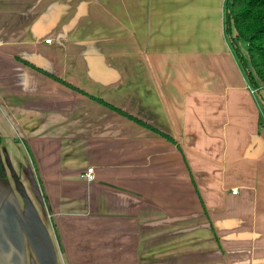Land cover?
<instances>
[{"label":"crops","instance_id":"1","mask_svg":"<svg viewBox=\"0 0 264 264\" xmlns=\"http://www.w3.org/2000/svg\"><path fill=\"white\" fill-rule=\"evenodd\" d=\"M224 4L0 0L4 205L31 224L18 264L47 250L21 188L55 264H264V88L231 49Z\"/></svg>","mask_w":264,"mask_h":264},{"label":"trees","instance_id":"2","mask_svg":"<svg viewBox=\"0 0 264 264\" xmlns=\"http://www.w3.org/2000/svg\"><path fill=\"white\" fill-rule=\"evenodd\" d=\"M224 29L231 49L233 50V53L251 88H264V0H225ZM240 43H243L246 47L248 62L244 61L242 52L239 48ZM22 62L49 78L65 86L71 87L67 83L63 82V80L31 65L30 63L24 61ZM89 97L99 104L107 107L111 111L116 112L117 114L161 135L166 140L174 143V140L171 137L158 131L156 128L146 124L140 119H137L129 113L103 101L102 99L92 96ZM42 196L45 197L44 193Z\"/></svg>","mask_w":264,"mask_h":264},{"label":"flooded vegetation","instance_id":"3","mask_svg":"<svg viewBox=\"0 0 264 264\" xmlns=\"http://www.w3.org/2000/svg\"><path fill=\"white\" fill-rule=\"evenodd\" d=\"M7 173L5 171V169L3 168V165L1 163L0 160V181L2 182V186L0 188V219H2L4 216V223H2L0 226V230H2V234L0 232V248L3 250V248L5 249L6 252V256L8 264H18L19 261V255H18V245L20 246L21 241H23V245H24V249H25V253H27L28 249H27V238L23 232L22 236H23V240L21 239V235L19 233V228L21 226L22 230L23 227H26L28 225H31L28 223L27 218H23V217H19V215H17V213L13 212V215H10V210L5 209V205L3 206L4 201H6L7 203H11V197L8 198V200L5 198L8 197V192H7V188H6V183H3L6 181V177H7ZM11 205V204H10ZM30 227V226H29ZM29 230V229H28ZM13 258V262L10 261V258ZM26 264H27V259H26Z\"/></svg>","mask_w":264,"mask_h":264},{"label":"water","instance_id":"4","mask_svg":"<svg viewBox=\"0 0 264 264\" xmlns=\"http://www.w3.org/2000/svg\"><path fill=\"white\" fill-rule=\"evenodd\" d=\"M1 183L2 182L0 181V188L2 186ZM3 183H5V182H3ZM33 183H34V188H35L37 194L39 195V197H42L41 193H40V189H39L38 184H37V181L35 180V181H33ZM21 187H23V186H21ZM20 195H21V198L23 199V202L26 203L28 209L31 211V213L34 217V220H35L34 225H35V227L39 228L40 236L42 237V241H44L47 245L46 247H47L48 251L46 249H44L43 247H38V245L35 246V249H36V252L38 254V258L40 260V263L41 264H55V260H56L55 253L52 249L51 242L49 241V238L47 237V233L45 231V227H44L43 222L39 219L36 210L34 209L32 203L29 200V198L27 197V195L25 194L23 188H21ZM3 205H4V203H3ZM44 213H45V211H44ZM43 232L45 233V235H43ZM35 241L37 242L38 239H36Z\"/></svg>","mask_w":264,"mask_h":264},{"label":"built area","instance_id":"5","mask_svg":"<svg viewBox=\"0 0 264 264\" xmlns=\"http://www.w3.org/2000/svg\"><path fill=\"white\" fill-rule=\"evenodd\" d=\"M45 43H50V40H46ZM254 91V90H252ZM81 178H83L87 182H91L94 180L93 170L92 168H88L85 173L81 174ZM232 193H235L236 190L232 189Z\"/></svg>","mask_w":264,"mask_h":264},{"label":"rangeland","instance_id":"6","mask_svg":"<svg viewBox=\"0 0 264 264\" xmlns=\"http://www.w3.org/2000/svg\"><path fill=\"white\" fill-rule=\"evenodd\" d=\"M239 48L242 52V55H243V58H244V61L245 62H248V59H247V51H246V47L243 43H240L239 44ZM47 208V207H46ZM1 234H2V230H1Z\"/></svg>","mask_w":264,"mask_h":264}]
</instances>
